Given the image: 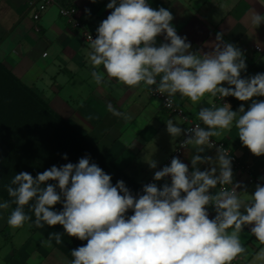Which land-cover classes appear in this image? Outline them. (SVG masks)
I'll list each match as a JSON object with an SVG mask.
<instances>
[{"label": "clouds", "instance_id": "obj_1", "mask_svg": "<svg viewBox=\"0 0 264 264\" xmlns=\"http://www.w3.org/2000/svg\"><path fill=\"white\" fill-rule=\"evenodd\" d=\"M106 7L112 11L97 27L96 38L87 37L96 84L107 77L129 88L155 86L150 90L166 95L169 108L177 95L192 104L206 95L251 103L247 110L241 104L236 111L229 103L201 107L200 123L187 129L168 119L167 133L172 138L186 136L181 147L195 149L192 170L173 157L153 177H170V184H145L138 196L123 180L113 185L111 175L90 163L89 156L75 164L53 165L35 178L28 172L16 174L7 186L13 199L0 203L5 210L16 205L8 225L20 228L30 221L25 206L31 202L36 227L60 225L63 234L87 241L71 251L70 264H233L247 252L241 233L251 226L261 247L250 264H264V185L257 183L249 195L245 185L234 183L229 152L212 140L235 128L244 147L257 157L264 155V100L253 99L264 97V73L242 77L247 70L244 54L225 42L222 33L216 34L213 50L193 51L164 7L154 9L147 0H110ZM85 12L90 14L89 9ZM250 22L259 27L264 14L252 10ZM161 35L165 42L157 46ZM101 66L103 71L98 70ZM107 107L113 115L129 118L113 105ZM206 148H216L215 158L201 155ZM200 164L210 167L201 171ZM149 166L156 169L157 162L151 160ZM218 185L213 194L210 190ZM58 203L61 211L54 210ZM208 206L214 208V218H209ZM52 236L57 244L62 242V233L56 232L50 234L49 244Z\"/></svg>", "mask_w": 264, "mask_h": 264}, {"label": "crops", "instance_id": "obj_2", "mask_svg": "<svg viewBox=\"0 0 264 264\" xmlns=\"http://www.w3.org/2000/svg\"><path fill=\"white\" fill-rule=\"evenodd\" d=\"M36 2L37 0H0V61L104 155L106 159L98 155L89 156L90 163H96L106 174L111 175L113 185L118 180H123L128 187L127 179L119 172L122 170L139 185V193L133 195L143 194L140 191L142 184L150 176H154L155 171L170 165L171 160L167 162V159L182 138H172L167 133V120L173 119L182 129L186 121L180 114L166 108L160 99L152 97L149 86L129 88L115 80L109 81L107 77L102 84H96L93 80V68L88 58L89 42L83 39L80 29L72 27L59 14L58 4L74 5L77 8L76 17L89 30L96 31L100 22L112 11L106 7L110 0H96L95 3L91 0H56L57 4L43 11L39 20L33 17L37 10ZM147 2L154 9L164 7L172 13V25L178 35L187 37L193 51L213 50L216 34L222 33L225 42L234 44L244 54L247 70L242 72V77L264 73V23L255 28L250 22L252 10L264 14V0ZM85 9H89L90 14ZM163 42L164 36H158L157 46ZM98 70L103 71L102 66ZM253 99L264 100V97ZM173 101L182 109L184 116L192 120H198L197 113L201 107L229 103L232 110L236 111L241 104L247 110L251 103L238 101L234 97L222 100L219 96L210 95H206L198 104H192L179 95ZM109 104L129 118L113 115L108 111ZM37 119V123H34L37 126L29 129L25 144L21 147V151L28 152L29 155L20 164H9L16 169L9 181L20 172H28L35 178L38 173L47 170V166L60 167L69 162L62 158V149L65 148L61 145V131L48 133L44 117ZM33 121L29 120V124L32 125ZM50 138H53V144L48 143ZM214 139L224 140L233 153L249 166L253 175L264 177V155L257 157L244 147L235 128ZM77 150L80 149L77 147L74 152ZM194 152V147L189 145L175 157L188 165L191 171ZM31 154L35 156L32 157ZM47 155L50 157L49 161ZM201 155L215 158L216 148H206ZM151 160L157 162L156 169L150 168ZM77 161L71 163L75 164ZM198 167L204 171L210 165L200 164ZM242 178L245 177L233 173L234 183ZM165 182L170 184L171 178L156 181V184L162 187ZM259 183L264 185V180ZM256 184L246 186L249 195L254 193ZM217 190L219 185L217 189L210 191L214 194ZM3 201L0 197V203ZM15 207L13 204L7 210L0 209V264H70L72 259L61 251L54 236L48 243V234L56 232L62 233V240L66 239V243H70L66 246L79 247L87 243L63 234L64 229L60 225L36 227L31 202L25 206V212L32 219L20 228H12L7 220ZM62 208V203L54 206L56 211H61ZM208 212L209 218H214L216 213L212 206H208ZM132 214V210L127 213L129 216ZM250 228L251 226H245L241 233L247 252L233 261V264H250L252 256L261 247Z\"/></svg>", "mask_w": 264, "mask_h": 264}, {"label": "trees", "instance_id": "obj_3", "mask_svg": "<svg viewBox=\"0 0 264 264\" xmlns=\"http://www.w3.org/2000/svg\"><path fill=\"white\" fill-rule=\"evenodd\" d=\"M42 116L44 117L45 129L48 133L54 130L61 131V145L65 148V150L62 149V158L65 154L67 155V159L63 158L64 161H77V157L80 159L92 155H98L106 159L86 139L85 135L79 133L76 128L52 109L42 97L30 87L26 86L0 61V197L4 201L12 200L8 196L7 186L11 183L9 181L10 176L14 175V171H16L9 164H13L14 162L20 164L29 155L28 152L21 151V147L25 144L26 134L29 129H35L37 125H34V123H37V118ZM29 120H34L32 125L29 124ZM49 140L48 143L53 144V138ZM76 146L80 150L74 152V149L77 148ZM31 156L33 157L35 155L31 154ZM47 160H50L48 155ZM47 168L49 169L50 167L47 166ZM119 172L127 179L128 188H132L129 189L131 193H139V185L124 171L119 170ZM66 242V239L62 240L59 244L55 241L60 246L61 251L71 259H74L71 251L77 247L66 246L70 244Z\"/></svg>", "mask_w": 264, "mask_h": 264}, {"label": "built area", "instance_id": "obj_4", "mask_svg": "<svg viewBox=\"0 0 264 264\" xmlns=\"http://www.w3.org/2000/svg\"><path fill=\"white\" fill-rule=\"evenodd\" d=\"M37 4V10L34 12L33 17L35 20H39L41 17V13L43 11H45L49 6L53 5V4H57L56 0H37L36 2ZM58 11L59 14L62 15L63 17H65L71 24L72 27L74 28H78L81 30V34L82 37L85 41L89 42L87 37L90 34L93 39L96 38V31H91L89 30L77 17V8L74 5H69V6H65V5H60L58 4ZM155 86H149V93L152 97L154 98H158L161 100L162 104H164V106L166 105V101H167V96L166 95H162L158 92L155 91H151L150 89L153 88ZM166 107V106H165ZM168 108L170 111L175 112L180 114L184 120L186 121V125L184 126L183 129H187L190 127H194L195 124L200 123V121L198 120H192V119H188L187 117L184 116L182 109L180 107H178L174 101H173V105L171 108ZM203 126V125H202ZM186 139V136L182 135L181 140L179 141V144L177 146V148L174 150V152L168 157L167 162L170 161L173 157H175L177 154H180L183 150V147H181V142ZM213 142L215 143L216 147H220L223 146L230 154L231 159H232V168H233V173L239 175L240 176H244L245 178L239 179L238 182L242 183L243 185L247 186L251 183H259L260 179L258 176H255L251 173L250 168L248 165L244 164L240 158H238V156H236V154L233 153V151L231 150V148L226 144V142L224 140H216L214 138H212ZM166 162V163H167ZM166 163H164V165H166ZM154 176H150L141 186L140 191L143 192V185L148 184V183H156V181L153 179ZM241 189H237V191L239 192Z\"/></svg>", "mask_w": 264, "mask_h": 264}]
</instances>
